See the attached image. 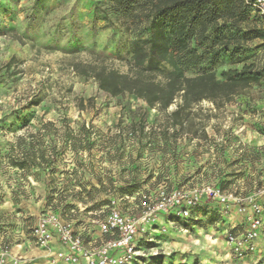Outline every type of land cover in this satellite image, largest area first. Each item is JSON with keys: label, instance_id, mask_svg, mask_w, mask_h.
Instances as JSON below:
<instances>
[{"label": "rangeland", "instance_id": "obj_1", "mask_svg": "<svg viewBox=\"0 0 264 264\" xmlns=\"http://www.w3.org/2000/svg\"><path fill=\"white\" fill-rule=\"evenodd\" d=\"M110 10L107 0H0V264H66L33 240L46 212L96 236L111 201L138 217L160 190L216 184L250 197L264 186V24L252 9L237 34L259 38L238 36V51L215 57L213 48L185 74L221 79L250 65L263 78L230 101L202 100L181 127L169 119L179 98L162 110L81 74L133 65L134 35ZM237 209L211 202L171 224L158 216L127 264H259L257 241L240 254L226 244V229L246 228Z\"/></svg>", "mask_w": 264, "mask_h": 264}, {"label": "trees", "instance_id": "obj_2", "mask_svg": "<svg viewBox=\"0 0 264 264\" xmlns=\"http://www.w3.org/2000/svg\"><path fill=\"white\" fill-rule=\"evenodd\" d=\"M107 1L109 12L134 35L133 65L126 73L105 67L80 72L93 77L99 89L111 96L128 94L162 110L179 98L169 119L174 127H181L189 110L202 100L230 101L263 78L250 65L225 71L221 79L206 70L191 77L185 74L213 48H220L212 51L211 56L215 57L227 53L231 45L238 51V36L259 38L258 33L251 31L237 34L241 32L239 23L251 9L247 0Z\"/></svg>", "mask_w": 264, "mask_h": 264}, {"label": "built area", "instance_id": "obj_3", "mask_svg": "<svg viewBox=\"0 0 264 264\" xmlns=\"http://www.w3.org/2000/svg\"><path fill=\"white\" fill-rule=\"evenodd\" d=\"M253 13L264 24V0H247ZM264 194V186L257 191L256 196ZM256 196L241 197L220 185L207 184L199 188L185 191L176 189L170 192L160 190L155 197H143L140 201L141 214L138 217L127 216L111 201L104 219L98 221L101 235L99 243L86 238L55 213L41 214L32 229V237L39 247H48L54 241L65 250L56 254V258L66 264H127L137 256L135 243L145 225H150L163 216L172 223L173 219H189L191 213L203 204L216 202L226 208L231 205L238 207V212L244 215L246 228L240 234L228 229L224 231L226 244L234 253L252 251L261 232L263 207L256 202ZM251 207V214L247 212Z\"/></svg>", "mask_w": 264, "mask_h": 264}, {"label": "crops", "instance_id": "obj_4", "mask_svg": "<svg viewBox=\"0 0 264 264\" xmlns=\"http://www.w3.org/2000/svg\"><path fill=\"white\" fill-rule=\"evenodd\" d=\"M259 202H260L261 206L264 207V194L259 197ZM233 213H235L237 215L236 212H233ZM38 217H37V219H38ZM37 219H36V221H37ZM242 220H244V218L241 216L239 217L238 215H237V218L234 219L235 224H243ZM35 224H36V222H35ZM75 231H77V230H75ZM262 232H264V226L261 230V233ZM263 236H264V233H263ZM85 237L96 240L97 243H99V241L102 240L100 233H99V235H96V236L95 235L94 236L89 235V236H85ZM51 247H52V250L54 251L55 254H57L59 252H63L65 250V248L62 245H60L57 241H54L52 243ZM257 247H258V250L256 251V254L250 256L251 260H253L254 262L260 261L259 264H264V237H261L260 240H259V238L257 239Z\"/></svg>", "mask_w": 264, "mask_h": 264}]
</instances>
